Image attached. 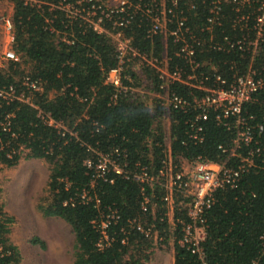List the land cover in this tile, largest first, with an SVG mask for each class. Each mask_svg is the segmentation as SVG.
Masks as SVG:
<instances>
[{
	"label": "trees",
	"instance_id": "16d2710c",
	"mask_svg": "<svg viewBox=\"0 0 264 264\" xmlns=\"http://www.w3.org/2000/svg\"><path fill=\"white\" fill-rule=\"evenodd\" d=\"M12 1V50L19 59L0 67V92L13 89L12 96L0 93V167L12 168L22 158L48 164L46 195L38 208L43 216L61 218L69 225L74 239L70 264H148L156 247L164 246L171 235L180 237L181 225L171 231L165 215L164 188L133 177L143 167L150 177L157 176L168 143L177 165L173 172L180 169L182 159L199 158L234 169L247 164L233 185L213 192V201L202 214L206 238L201 247L207 264H253V260L264 264V90L243 104L237 116L217 119L219 112L208 108L206 119H201L192 99L207 92L174 82L168 85L169 92L187 104L184 109H167L157 97L165 92L155 69L137 70L132 60L118 66L111 39L59 7L72 5L85 11L94 2ZM130 2L138 8L114 13L103 25L112 29L117 17L127 19L125 26L112 30L129 38L140 53L164 56L169 70L193 73L194 82L201 80L209 88L225 89L235 76L247 72L251 53L229 48L223 37L231 41L241 37L231 20L242 13L253 16L255 3L239 12L223 4L217 13L220 24L213 25L208 18L216 14L210 11L214 0H177L168 26L182 19L195 36L197 67L191 70L186 59L174 54L176 42L167 37V52L162 55L163 36L150 34L154 10H160L161 2L168 9L169 0ZM144 8L153 12L147 14ZM252 64L256 73L264 74V48ZM117 66L120 84L107 80L109 70ZM217 75L225 83L217 82ZM139 88L150 95H142ZM47 117L60 127L50 125ZM238 121L243 123L239 127ZM245 129L252 139L235 143L238 132ZM196 133L199 139L192 138ZM103 156L114 164L98 175L95 166ZM145 198L150 202L143 210ZM172 198L174 219L188 222L186 209L177 203L187 202L189 195L175 186ZM3 207L0 203V264H19V248L9 238L13 219ZM138 224L149 234L142 233ZM155 233L162 242L155 243ZM32 241L44 246L36 237ZM173 264L201 261L174 242Z\"/></svg>",
	"mask_w": 264,
	"mask_h": 264
},
{
	"label": "built area",
	"instance_id": "2783aa9c",
	"mask_svg": "<svg viewBox=\"0 0 264 264\" xmlns=\"http://www.w3.org/2000/svg\"><path fill=\"white\" fill-rule=\"evenodd\" d=\"M94 2L90 7L83 11L74 8L72 5L59 6L61 9L66 10L70 16L80 17L85 23L98 33H104L109 37L116 49V58L118 66L123 64L126 60L134 61L135 69L140 70L142 67L149 66L155 69L159 73V77L162 78L163 83L160 85L161 90L165 93L163 95H157L161 100V104L168 109H184L187 102L185 99L175 93H170L168 85L174 82H179L183 85H188L194 88H198L207 92L202 97H194L192 102L197 106L201 113L199 117L206 119V110L212 108L217 110V119L227 118L229 116H237L240 113L243 104L251 101L255 93L260 90H264V74L256 73L252 69V62L257 58V55L264 48V0H214L211 7L212 13H216L212 17L208 18V22L213 25H219L220 20L217 13L222 10V5L227 4L233 6L234 10L239 12L240 9L247 4L255 3L253 10V16L249 13H242L236 15L232 21V27L238 28L241 31V37L231 41L228 36H224L223 39L229 48H237L240 51H246L251 53V62L248 66L245 74H239L235 76L232 83L227 88H209L205 87L201 80L194 82L195 75L189 73L184 75L181 69L175 68L173 71L167 67V60L163 56L157 58L150 56L149 54L140 53L136 48L132 47L129 38L118 31L112 30L115 26H125L128 22L125 18H116L112 21V29H106L103 25L104 20H111L114 13H125L132 6L133 9H137L138 6H133L130 0H87ZM170 4L168 9L165 8L164 2L159 4V11L154 10V14L151 17L152 25L150 28V34H161L163 36V42L165 48L162 51V55H166V40H171L178 44L174 54L182 56L190 64L191 70H194L197 65L194 63L193 57L195 54V36L191 35L190 29L185 25L182 19H177L175 24L168 26L172 21V17L168 14L172 12V8L177 6V0H169ZM145 13L150 14L153 12L152 8H144ZM1 28L9 39V48L5 50L3 58L8 60L17 61L18 55L12 50L13 34L11 32V17L8 15L0 16ZM168 37V38H167ZM65 39V38H64ZM196 39V38H195ZM109 70L107 80L116 84H120L119 67ZM114 75V79L111 77ZM111 78V80H110ZM216 81L225 83L220 76H216ZM30 86L38 89L34 84L30 83ZM142 95L149 94L142 88L138 89ZM1 94L12 96L13 89L11 88L7 92H0ZM150 95V94H149ZM153 96L154 93H152ZM47 122L55 127H60L58 122L47 117ZM242 122L238 121L239 127ZM200 130V128H198ZM193 139H199V135L196 133L192 135ZM252 139V135L248 129L238 132L235 139V143L238 141L249 142ZM167 157L163 160V170L157 174V176L150 177L146 168H141L139 173H134L133 177L139 181H146L153 183H159L166 192L163 196V201L166 205L165 215L169 221L170 230L173 231L176 224L181 225V235L177 239L175 235H171L169 239L173 244L176 242L181 246H186L190 252L197 256L201 261V264H207L205 260V254L201 247V242L206 238L205 220L202 217L203 212L211 205L213 201V192L218 188H224L229 185H233L238 179L240 173L245 169L247 164H242L239 168H228L225 164H219L210 161H204L197 158L194 161H188L182 159L180 162V169L173 172V168L177 165L173 162V158L170 155L169 143L167 144ZM233 152V150H231ZM244 163L247 159L243 160ZM216 164V167H211V164ZM108 164H114V162L107 156H103L95 169L98 175H103L104 170ZM116 172L120 173L121 169L114 165ZM175 186L182 189L189 195V200L184 202L179 201L177 205H181L186 209L187 217L190 219L188 222L182 219H174V207L175 201L172 198L173 189ZM150 202V198H145L142 204V209L146 210L147 204ZM152 205V204H151ZM171 207V208H169ZM153 208V206H152ZM169 208V209H168ZM168 210H171L173 217L169 218ZM113 218V215L110 216ZM137 228L146 235L149 234V229L143 230L141 224H138ZM155 243L156 240L162 242V238H157L156 233L153 235ZM262 247L264 250V237H262ZM163 244H161V247ZM253 264H259L257 260H253Z\"/></svg>",
	"mask_w": 264,
	"mask_h": 264
},
{
	"label": "rangeland",
	"instance_id": "374dc122",
	"mask_svg": "<svg viewBox=\"0 0 264 264\" xmlns=\"http://www.w3.org/2000/svg\"><path fill=\"white\" fill-rule=\"evenodd\" d=\"M12 13L13 1L0 0V16L11 17ZM1 31L3 33L0 24ZM0 39L4 44L9 40L6 34L4 38L0 35ZM0 45L1 52L2 42ZM2 57L0 54V67L6 63ZM111 78L114 79V75ZM48 175L49 166L42 159L22 158L12 168L0 167V203L13 219L9 238L19 248V264H70L72 261L74 239L69 225L61 218L43 216L38 208L46 195ZM34 237L44 246L33 242ZM150 261L151 264H171V255L156 247Z\"/></svg>",
	"mask_w": 264,
	"mask_h": 264
},
{
	"label": "crops",
	"instance_id": "0c3cea01",
	"mask_svg": "<svg viewBox=\"0 0 264 264\" xmlns=\"http://www.w3.org/2000/svg\"><path fill=\"white\" fill-rule=\"evenodd\" d=\"M12 1V0H11ZM113 1V0H111ZM3 30V29H2ZM3 33L5 34L4 30H3ZM2 33V31L0 32V35H2V37L4 38V34ZM4 40H1L0 39V43L2 42V47H1V52L0 54H4L5 50L9 48L10 44H9V40L6 41V43L4 44L3 43ZM1 46V45H0ZM3 58V57H2ZM211 167H216L217 165L214 163V164H211L210 165ZM171 208V207H169ZM168 208V209H169ZM168 216L169 218H172L173 217V213L171 210H168ZM159 248V247H158ZM162 249H164V252H167L168 255L170 254L171 255V261L170 263L173 264V244L171 243V241L169 240L164 246L160 247ZM148 264H151V261L148 263Z\"/></svg>",
	"mask_w": 264,
	"mask_h": 264
}]
</instances>
